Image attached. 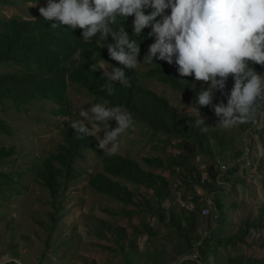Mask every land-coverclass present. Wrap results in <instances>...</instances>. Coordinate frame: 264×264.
<instances>
[{"label": "rangeland", "instance_id": "obj_1", "mask_svg": "<svg viewBox=\"0 0 264 264\" xmlns=\"http://www.w3.org/2000/svg\"><path fill=\"white\" fill-rule=\"evenodd\" d=\"M40 7H47V0H0V32L13 20L45 21ZM133 19L118 17L113 30L133 31ZM41 31L38 45L60 53L63 92L0 93V264H229L235 257L264 264V102L254 118L228 128L218 124L213 107L198 106L208 126L199 143L95 92L83 74L76 78L101 58L107 68L121 66L105 53H87L91 62L84 60L83 49L112 43L110 36L83 38V30L67 25ZM150 31L145 28L138 38L152 44ZM139 47L141 63L125 69L126 76L164 99L175 114L198 119L195 98L207 84L192 80L197 92H187L166 75L163 61L143 62L148 48ZM253 66L264 75V66ZM35 72L33 62L0 60V76ZM96 73L106 80L101 70ZM233 85L230 76L224 92ZM221 101L227 104V96L215 91L212 104ZM97 102L122 106L135 121L105 152L94 137L78 139L69 123L81 107L87 111ZM116 127L110 120L108 130ZM98 135L103 138L104 131ZM114 157L137 164L152 180L108 173ZM47 161L55 169L56 190L41 174ZM98 177L122 190L94 188Z\"/></svg>", "mask_w": 264, "mask_h": 264}, {"label": "clouds", "instance_id": "obj_2", "mask_svg": "<svg viewBox=\"0 0 264 264\" xmlns=\"http://www.w3.org/2000/svg\"><path fill=\"white\" fill-rule=\"evenodd\" d=\"M166 9L170 13L166 14ZM39 12L46 21H57L52 23L53 28L67 25L71 30H83V38H112V43H102L100 47H107L108 56L121 66L110 64L111 68H107L109 63L102 58L89 65L93 72L102 71L107 83L101 90H107L109 95L113 93V83L129 86L125 69L141 63L137 41L130 39L123 26L115 31L112 27L118 17L132 16L133 33L141 36L150 27L148 37L154 38L143 62L164 60L171 64L175 53L181 76H194L195 81L207 84L206 88L201 86L195 98L199 118L194 126L201 131H207L208 126L199 107H213L218 124L228 128L254 118L264 102V75L253 66H264V0H47V7H40ZM230 76L234 85L230 93H225ZM215 91L227 96V104H212ZM110 120L117 122L111 131ZM69 123L78 139L94 137L105 152L115 147L118 133L132 127L135 121L126 108L97 102L87 111L81 107L79 117ZM101 131L103 138L98 135Z\"/></svg>", "mask_w": 264, "mask_h": 264}, {"label": "trees", "instance_id": "obj_3", "mask_svg": "<svg viewBox=\"0 0 264 264\" xmlns=\"http://www.w3.org/2000/svg\"><path fill=\"white\" fill-rule=\"evenodd\" d=\"M157 17V20H160ZM52 23H57L55 19L52 21H43L39 23H26L19 22L17 20L10 21L5 25H2L0 32V60H20L25 62H33L38 66V72L31 74H9L0 76V93L7 94L12 97H26L28 95H34L36 92L52 95L62 96L61 86L63 81L60 79V69L58 62H60L59 51L53 50L50 46H39L38 35L45 34L41 29L49 30ZM126 26V23H123ZM62 26V25H58ZM130 36V39H134L138 44H142L149 47V43L143 39L138 38V35L134 34L129 27L124 28ZM40 32V33H39ZM43 36L41 35V38ZM42 44V40H40ZM95 56L96 53L102 56V53L108 55V51L99 47H95L93 50L87 51L83 49L84 60L91 62L89 55ZM176 54L172 56V63L163 61L164 72L168 77H171L176 85L184 86L185 90L189 93L197 92L193 88V83H190L194 78L192 76H181L176 65ZM57 63V65H56ZM93 62L90 63V65ZM87 69H83L75 73L76 78L81 79L79 75L83 74L86 81L94 83L93 90L97 93L108 96L109 99L119 104L131 106L151 118L154 123L164 127L171 128L180 134H186L191 136L196 142L202 143L205 138L206 131H201L200 128L195 127V121H188L184 116H179L173 112L168 103L164 99L158 98L154 93L142 89L138 81L134 76L130 77L131 86H123L121 84L116 85L117 88L113 89L111 95L107 90L102 91L101 86L106 84V80L98 78L97 73ZM86 138L82 142H85ZM108 173L115 176H135L143 178L144 180H152L151 176L143 172L140 167L128 160L121 157H114L113 160L107 166ZM55 169L51 162L45 163V168L41 170V174L47 179L48 186L56 190L58 188V182L54 176ZM48 174V175H47ZM92 186L98 190H104L105 192L116 193L118 190H122L120 185L106 177H98L92 181ZM250 260L243 257H235L229 261V264H248Z\"/></svg>", "mask_w": 264, "mask_h": 264}, {"label": "built area", "instance_id": "obj_4", "mask_svg": "<svg viewBox=\"0 0 264 264\" xmlns=\"http://www.w3.org/2000/svg\"><path fill=\"white\" fill-rule=\"evenodd\" d=\"M205 212L208 214L210 212L209 208L205 209Z\"/></svg>", "mask_w": 264, "mask_h": 264}]
</instances>
